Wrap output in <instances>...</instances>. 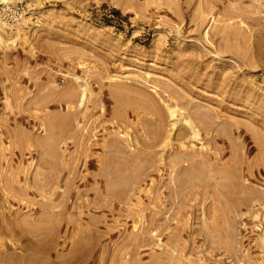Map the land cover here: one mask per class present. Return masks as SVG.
<instances>
[{
    "label": "rangeland",
    "instance_id": "1",
    "mask_svg": "<svg viewBox=\"0 0 264 264\" xmlns=\"http://www.w3.org/2000/svg\"><path fill=\"white\" fill-rule=\"evenodd\" d=\"M23 4L0 264H264V0Z\"/></svg>",
    "mask_w": 264,
    "mask_h": 264
},
{
    "label": "built area",
    "instance_id": "2",
    "mask_svg": "<svg viewBox=\"0 0 264 264\" xmlns=\"http://www.w3.org/2000/svg\"><path fill=\"white\" fill-rule=\"evenodd\" d=\"M26 5L23 0H0V24L13 26L17 24L24 12ZM111 15L114 12L110 10Z\"/></svg>",
    "mask_w": 264,
    "mask_h": 264
},
{
    "label": "bare ground",
    "instance_id": "3",
    "mask_svg": "<svg viewBox=\"0 0 264 264\" xmlns=\"http://www.w3.org/2000/svg\"><path fill=\"white\" fill-rule=\"evenodd\" d=\"M84 89V88H83ZM172 116H175V113H171ZM178 120H175V123ZM185 122L189 125V127H187V131H185V133L189 134V138L190 139H194L197 137L198 135V131H197V127L196 125L193 124V122L190 119H186ZM190 141V140H189Z\"/></svg>",
    "mask_w": 264,
    "mask_h": 264
}]
</instances>
